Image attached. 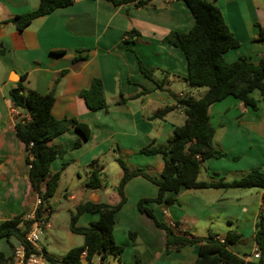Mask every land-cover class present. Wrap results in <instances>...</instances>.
<instances>
[{
  "label": "crops",
  "instance_id": "crops-1",
  "mask_svg": "<svg viewBox=\"0 0 264 264\" xmlns=\"http://www.w3.org/2000/svg\"><path fill=\"white\" fill-rule=\"evenodd\" d=\"M39 1L0 0V222L17 214H24V218L32 215L38 203L28 180L27 152L15 130V108L9 90L17 83L42 94L54 86L53 116L75 118L90 128L89 137L76 148L73 143L81 135L74 128L50 141L64 149L50 168L51 173L60 171L58 186L67 171L75 177L70 180L76 181V188L68 195L74 208L85 201H120L116 187L122 168L116 156H121L130 170L140 169L158 177L163 168L161 157L144 154L140 149L165 143L174 128L184 123L178 98L204 94L198 91L194 95L190 90L185 79V54L166 41L171 32H187L194 24L182 0H148L144 5H135L136 0H73L17 30L10 21L12 16L34 10ZM216 4L239 42L224 53V59L232 62L245 57L257 62L264 53L263 44L255 40L258 25L264 27V0H217ZM130 31L134 34H127ZM139 62L151 70V78L140 71ZM93 77L102 81L107 109H89L80 95ZM142 88L149 92L133 97ZM250 96L256 101L255 107L233 96L209 106L213 147L224 154L204 161L197 180L231 181L255 167L264 172V97L258 89ZM121 98L126 99L117 104ZM173 105L176 107L162 117H154L159 110ZM95 167L100 170L101 185L88 189L85 184ZM157 191V185L142 175H134L125 183V201L115 212L113 224L115 242L122 246L120 261L193 264L198 243L167 252L165 230L137 207L139 199L154 198ZM167 195L176 201L148 205L159 221L177 233L193 236L212 232L224 239L228 230H236L242 238L231 249L245 261H258L259 257L254 256L257 250L260 256L254 225L264 209V189L181 188ZM97 218V213L84 212L76 225L86 226ZM74 234L69 229L66 241L57 244L62 255L83 243ZM17 243L13 236L1 238L0 251L10 256ZM93 260L100 261L98 256ZM102 264H118V260L108 258Z\"/></svg>",
  "mask_w": 264,
  "mask_h": 264
},
{
  "label": "trees",
  "instance_id": "trees-1",
  "mask_svg": "<svg viewBox=\"0 0 264 264\" xmlns=\"http://www.w3.org/2000/svg\"><path fill=\"white\" fill-rule=\"evenodd\" d=\"M119 3V0H112ZM148 0H136L135 5H144ZM193 15L195 21L187 32H171L166 41L179 47L187 60L186 81L190 87H206V91L198 98L192 96L177 99L185 115L182 125L174 128L172 135L160 145L149 144L140 149L144 154H157L163 161V168L158 177L151 176L140 169L130 170L121 156L115 160L122 168V175L117 184L120 201L117 204L85 201L78 203L70 214L69 229L83 236V243L71 247L61 257L56 258L43 250V253L53 264H82V259L92 262L98 256L100 264L108 258L120 261L122 246L113 237L114 215L125 201L123 187L134 175H142L157 185V195L154 198H141L137 202L140 212L153 219L158 227L165 230L166 251L179 250L186 245L198 243L197 256L193 264H264V209L259 212L254 225V240L260 251L257 262L245 261L236 254L231 245L238 242L242 235L236 230H228L224 239L209 232L204 236H193L187 233H177L166 223L159 221L152 209L151 202L172 204L176 200L168 196L169 192H177L181 188H258L264 189V172L255 167L247 171L238 179L231 181H199L197 174L201 165L210 157L223 156L224 152L213 147L214 128L209 122L208 108L216 101L227 96L241 100L245 105L256 106V101L250 96L254 89H258L264 97V53L257 62L241 57L227 62L224 53L239 45L238 40L224 21L222 13L216 4L217 0H182ZM73 0H40L37 8L23 14H15L10 21L16 29L23 30L32 19L50 13L56 8L72 4ZM132 35L134 31L127 32ZM264 46V27L258 25L255 38ZM3 52V49H0ZM140 71L151 78V70L139 62ZM158 87H162L158 84ZM149 90L142 88L133 97H140ZM15 114V130L19 140L27 152L25 161L29 164L28 180L32 189L37 193L39 203L34 214L39 218L45 210L50 209V198L58 188L60 171L51 173V162L61 156L64 149L50 144L56 136L74 128L81 138H77L73 147H79L82 139L90 135L87 123L75 118H55L51 108L55 101V87L52 86L42 94L34 89H27L22 82L9 90ZM87 106L91 110L107 109L105 91L99 77H93L90 85L80 91ZM126 98L116 103L121 104ZM176 106H168L154 117H162L167 111ZM101 185L99 168L90 171L85 186L88 189ZM51 211V209H50ZM97 213L98 218L86 226L76 225L78 217L84 213ZM48 219V218H47ZM34 219L24 218V214H17L0 222V239L13 236L18 243L26 247V252L34 251L24 238L31 228ZM132 236V233H131ZM84 252V254H83ZM13 261V255L5 256L0 251V264Z\"/></svg>",
  "mask_w": 264,
  "mask_h": 264
},
{
  "label": "rangeland",
  "instance_id": "rangeland-1",
  "mask_svg": "<svg viewBox=\"0 0 264 264\" xmlns=\"http://www.w3.org/2000/svg\"><path fill=\"white\" fill-rule=\"evenodd\" d=\"M206 89V87L190 88L194 95H198V91L205 93ZM73 177L70 171L63 174L57 191L49 201L51 205L49 222L51 225L43 229L37 241L38 246L44 247L48 253L56 255V257H61L62 255L57 244H62L66 241V234L69 232L70 214L74 210L73 201L68 197L76 188V181L70 180ZM74 236L82 243V235L74 234Z\"/></svg>",
  "mask_w": 264,
  "mask_h": 264
},
{
  "label": "built area",
  "instance_id": "built-area-1",
  "mask_svg": "<svg viewBox=\"0 0 264 264\" xmlns=\"http://www.w3.org/2000/svg\"><path fill=\"white\" fill-rule=\"evenodd\" d=\"M14 113L17 114L18 110L14 109ZM37 202L39 203V199ZM49 214L50 209H47L39 218H36L34 213L25 216V218L34 219L31 228L24 235L26 242L34 248V251L27 253L25 245L17 243L12 251L14 264H53L43 253V250L37 246L39 235L42 234L43 229L50 227V222L47 219ZM254 256L259 257L258 250L254 253ZM85 264H100V261L92 260V262Z\"/></svg>",
  "mask_w": 264,
  "mask_h": 264
},
{
  "label": "water",
  "instance_id": "water-1",
  "mask_svg": "<svg viewBox=\"0 0 264 264\" xmlns=\"http://www.w3.org/2000/svg\"><path fill=\"white\" fill-rule=\"evenodd\" d=\"M83 264L87 263V260L86 259H82L81 261Z\"/></svg>",
  "mask_w": 264,
  "mask_h": 264
}]
</instances>
